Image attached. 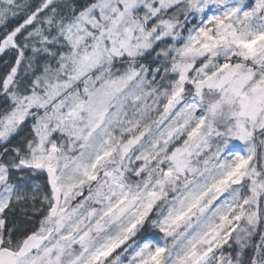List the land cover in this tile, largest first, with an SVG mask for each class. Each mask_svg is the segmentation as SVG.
I'll return each mask as SVG.
<instances>
[{
	"label": "snow or ice",
	"instance_id": "snow-or-ice-1",
	"mask_svg": "<svg viewBox=\"0 0 264 264\" xmlns=\"http://www.w3.org/2000/svg\"><path fill=\"white\" fill-rule=\"evenodd\" d=\"M0 264H264V0H0Z\"/></svg>",
	"mask_w": 264,
	"mask_h": 264
}]
</instances>
